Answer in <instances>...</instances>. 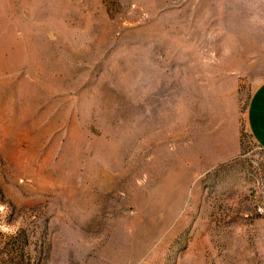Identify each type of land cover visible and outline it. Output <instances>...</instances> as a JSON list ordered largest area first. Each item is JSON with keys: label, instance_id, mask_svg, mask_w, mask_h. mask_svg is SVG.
Here are the masks:
<instances>
[{"label": "rangeland", "instance_id": "rangeland-1", "mask_svg": "<svg viewBox=\"0 0 264 264\" xmlns=\"http://www.w3.org/2000/svg\"><path fill=\"white\" fill-rule=\"evenodd\" d=\"M264 0H0V264H264Z\"/></svg>", "mask_w": 264, "mask_h": 264}, {"label": "crops", "instance_id": "crops-1", "mask_svg": "<svg viewBox=\"0 0 264 264\" xmlns=\"http://www.w3.org/2000/svg\"><path fill=\"white\" fill-rule=\"evenodd\" d=\"M249 107L251 133L264 147V85L254 95Z\"/></svg>", "mask_w": 264, "mask_h": 264}]
</instances>
